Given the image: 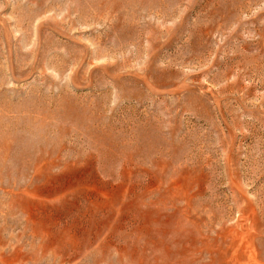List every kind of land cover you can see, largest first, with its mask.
Here are the masks:
<instances>
[{"label":"rangeland","instance_id":"374dc122","mask_svg":"<svg viewBox=\"0 0 264 264\" xmlns=\"http://www.w3.org/2000/svg\"><path fill=\"white\" fill-rule=\"evenodd\" d=\"M0 264H264V0H0Z\"/></svg>","mask_w":264,"mask_h":264}]
</instances>
